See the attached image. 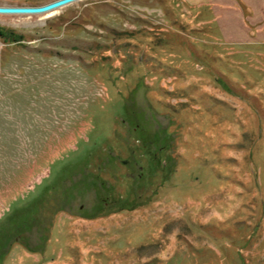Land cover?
Here are the masks:
<instances>
[{"label": "rangeland", "instance_id": "rangeland-1", "mask_svg": "<svg viewBox=\"0 0 264 264\" xmlns=\"http://www.w3.org/2000/svg\"><path fill=\"white\" fill-rule=\"evenodd\" d=\"M0 264H264V0L0 14Z\"/></svg>", "mask_w": 264, "mask_h": 264}, {"label": "water", "instance_id": "water-1", "mask_svg": "<svg viewBox=\"0 0 264 264\" xmlns=\"http://www.w3.org/2000/svg\"><path fill=\"white\" fill-rule=\"evenodd\" d=\"M81 0H57L55 2L49 3L43 6H35V7H7V6H0V14L3 15H32V14H45L69 4L78 2Z\"/></svg>", "mask_w": 264, "mask_h": 264}, {"label": "crops", "instance_id": "crops-1", "mask_svg": "<svg viewBox=\"0 0 264 264\" xmlns=\"http://www.w3.org/2000/svg\"><path fill=\"white\" fill-rule=\"evenodd\" d=\"M241 1V0H240Z\"/></svg>", "mask_w": 264, "mask_h": 264}]
</instances>
